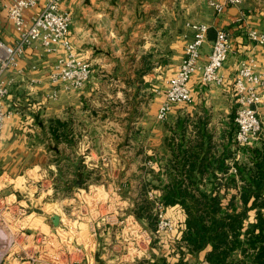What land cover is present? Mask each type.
<instances>
[{
  "label": "crops",
  "instance_id": "crops-1",
  "mask_svg": "<svg viewBox=\"0 0 264 264\" xmlns=\"http://www.w3.org/2000/svg\"><path fill=\"white\" fill-rule=\"evenodd\" d=\"M10 4L11 0H0V40L12 45L17 33L8 19ZM62 9L71 14L69 38L79 56L92 64V74L82 89L65 91L58 88V98L52 99L50 96L55 89L50 83V73L63 51L46 54L41 47L30 49L20 66L11 72L16 85L8 101L17 107L18 112L6 122L0 138V195L8 184L15 185L13 196L0 198V246H10V249L0 251V255L8 253L5 264L19 263L17 252L12 250L17 245L15 239L19 232L28 234L29 243L49 227L59 232L67 227H95L84 222L67 224L61 214L60 224L55 226L52 221L55 215L49 216L45 209L43 218L46 223H34L40 215L30 212L25 220L32 218L29 223L32 225L19 227L20 214L14 203L63 208L71 194H88L91 193L89 189L102 194L112 193L115 181L109 178V173L104 174L105 169L109 172V169L131 167L132 164L145 167L148 163L157 173H163L173 156L170 143L174 146L191 145L196 141L206 142L207 137H211L214 157L221 158L226 152L235 150L237 124L233 82L238 64L250 57L256 61L258 70L264 71V45H256L248 38L251 30L264 33V0H248L241 13L230 9L221 15H216L208 0H64ZM201 9L203 13L208 12L206 17H200ZM38 10L27 11V18ZM189 23H204L210 27L201 65L208 61L216 30L224 28L228 31L232 48L220 71L224 82L207 85L202 82L200 73L195 74L189 83L193 103L174 105L167 120L160 121L157 115L168 82L179 70L185 47L193 37ZM33 66L38 70H33ZM32 79L39 83L31 84ZM261 93L264 95V88ZM258 114L263 132L259 138H252L248 144L239 146L236 161L247 160L249 149L263 145L264 101ZM54 120L68 123L67 132L63 129L58 133H64L69 143L54 138L50 128ZM82 158V163L87 159L92 162L93 169L101 171V182L105 184L90 186L87 190L75 189L79 181L72 171ZM67 168L70 176L64 173L62 177L61 170L65 172ZM92 171L88 172L91 179L96 177V172ZM67 179L76 181L70 194H64L61 188L56 189L59 182ZM206 183L211 188L215 183L214 176L210 174ZM19 185L18 191L16 187ZM20 191L26 194V200H18ZM116 196L122 206L120 211L117 210L120 221H114L112 227L99 225L98 238L105 240L106 246L122 251L123 255L106 260V264H147L151 255L141 259L131 251L133 248L136 251L135 247L143 242L142 239L145 243L148 234L153 235L147 225L129 211L136 195L131 199ZM170 212L178 214L183 221L180 208H173ZM165 215L172 220L167 209ZM178 229L181 227L154 236L155 249L152 251L156 257L151 262L207 264V251L190 253L180 241Z\"/></svg>",
  "mask_w": 264,
  "mask_h": 264
},
{
  "label": "trees",
  "instance_id": "trees-1",
  "mask_svg": "<svg viewBox=\"0 0 264 264\" xmlns=\"http://www.w3.org/2000/svg\"><path fill=\"white\" fill-rule=\"evenodd\" d=\"M68 127L54 120L50 128L56 140L69 143L64 133H58L67 132ZM170 147L173 156L164 172L151 170L150 179L141 180L138 195L131 201L136 219L156 233V201L148 196L152 190L169 211L174 227H181L180 241L190 253L207 251V264H264V139L262 147L249 149V158L242 162L235 160L238 144L223 157H214L211 137L191 145L170 143ZM83 161L72 171L82 183L78 188H84L91 175ZM64 173L70 176L69 168L61 170L62 177ZM210 174L215 179L211 188L206 183ZM76 181L59 182L56 189L70 194ZM173 208L183 211V221L170 212Z\"/></svg>",
  "mask_w": 264,
  "mask_h": 264
},
{
  "label": "built area",
  "instance_id": "built-area-1",
  "mask_svg": "<svg viewBox=\"0 0 264 264\" xmlns=\"http://www.w3.org/2000/svg\"><path fill=\"white\" fill-rule=\"evenodd\" d=\"M63 2L64 0H11L7 8L8 19L15 27L17 39L12 45L0 40V138L6 122L18 112L17 107L8 101L16 85V79L11 76V72L20 66L28 50L41 47L46 54L63 51L50 73V83L55 89L50 96L52 99L58 98V88L65 91L80 90L91 77L92 64L79 56L69 38L72 17L62 9ZM246 2L247 0H208L216 15L224 14L230 9H238L241 13ZM37 8L39 10L28 19L27 11ZM188 27L192 30L193 37L185 47V56L179 70L168 82L165 99L157 115L160 121L167 120L174 105L193 103L189 83L195 74L200 73L202 82L207 85H221L224 82L220 71L232 48L228 31L224 28L216 30L208 61L201 65L210 27L204 23H189ZM248 38L256 45H264V33L251 30ZM33 70H38V67L33 66ZM38 83L36 79L31 80L33 85ZM263 88L264 71L258 70L256 61L250 57L240 61L233 82L237 124L235 140L239 146L248 144L252 138H259L263 132V123L258 114V108L264 101V95L261 93ZM232 172L235 173V169H232ZM149 196L156 201V235L171 233L174 224L165 215L164 206L156 200L155 193H150ZM145 239L149 240V243L153 241L149 234ZM1 248L0 246V251ZM4 254L0 255V264L4 262Z\"/></svg>",
  "mask_w": 264,
  "mask_h": 264
},
{
  "label": "rangeland",
  "instance_id": "rangeland-1",
  "mask_svg": "<svg viewBox=\"0 0 264 264\" xmlns=\"http://www.w3.org/2000/svg\"><path fill=\"white\" fill-rule=\"evenodd\" d=\"M200 12H202V9L200 10ZM207 14L208 12L204 11V13L202 12L200 14V17H206ZM85 161L86 162L83 163V166L85 168L84 170L89 172L93 170L92 172H96V177H93V179H91L90 175V179L87 181L83 189L87 190L90 186L99 187L105 184L101 182V171L97 172V168L93 169L90 166L92 162H89V160L87 159ZM109 170L111 171L108 172L105 169L104 174L109 173V178L111 180L114 179L115 181V185H113L114 191L112 193L110 191L108 194H102L95 189H89L88 192L91 193L83 194L84 196L81 194L77 196L71 194L67 197L68 199H66V205L63 208L59 207L58 205H47L43 208L42 205L39 207H35L34 205H29V203H23V205H17L18 203H14V207L20 214L19 227H27L26 225H32L29 224L30 222L32 223V218L25 220V218L29 216L30 212L38 213L41 217L36 219L34 223H46L45 219L43 218V209H45L49 216L53 214L55 216H59V214H61L62 216H64L63 218H66L67 224L84 222L89 224L90 226H95L67 227L63 232H59L54 227H49L44 233H41L38 239H36L35 241H32V239H30L31 242L29 243L27 241L28 234H26V232H19V235H17L15 239L17 245H14L15 247L13 246L12 249L14 252H17L16 257L19 260L18 264H93V261L94 264H106V260H110L116 258L117 256L123 255V253H121L122 251L106 246L105 240H101V238H98V226L101 224H105V226L107 227H112L114 225V221H120V216L119 214L117 215V210L120 211L122 206L119 204V200L117 199L116 195L118 194V196H120L121 198L122 196H129L130 199L134 195L137 196L141 180L145 178L150 179V171L155 169L153 168V166H150V164L147 163V166L145 167L139 166L138 164H132L131 167L117 169L113 168ZM14 186L15 185L8 184V186L4 189L5 191H2L0 198H6V195L13 196L15 191ZM16 188L19 191L20 185ZM117 188L120 189L117 190ZM41 189L44 188L41 187ZM150 193L154 195L155 192L150 190L148 196L150 195ZM113 194L115 197L113 196ZM17 198L18 200H26V194H22V192L20 191L17 194ZM13 199L15 198L13 197ZM57 201H59V199L56 200V203ZM131 210L132 208L129 209V211ZM152 233V243H149V240H146V242L143 243L144 240L142 239L143 242H141L139 246L135 247L136 251L134 250V248L131 250L132 254H137V256H140L141 259L144 258L145 255H147L148 257L149 255H151L149 258L150 260H148L147 264H154V262L152 263L151 261L156 257L155 253L152 250L155 249L154 236L157 234V231L156 233ZM99 243L100 246L97 247ZM81 245H85L87 247L83 246V248H80ZM4 249H10V246H6L3 248V250ZM4 253V259H6L8 253ZM142 254H144V256ZM80 258H82V260H79ZM96 258H98V260ZM76 259H78L77 262ZM158 259H160V257H158ZM5 263L6 262L4 261V264ZM124 264H133V262Z\"/></svg>",
  "mask_w": 264,
  "mask_h": 264
},
{
  "label": "water",
  "instance_id": "water-1",
  "mask_svg": "<svg viewBox=\"0 0 264 264\" xmlns=\"http://www.w3.org/2000/svg\"><path fill=\"white\" fill-rule=\"evenodd\" d=\"M236 10H238V9H235V11H236ZM81 184H82V183H79V184L75 187V189L78 188V187H81ZM52 221H53V223H54L55 226H58V225L60 224V218H59V216H54V217L52 218Z\"/></svg>",
  "mask_w": 264,
  "mask_h": 264
}]
</instances>
